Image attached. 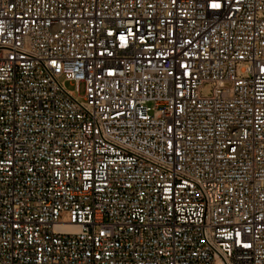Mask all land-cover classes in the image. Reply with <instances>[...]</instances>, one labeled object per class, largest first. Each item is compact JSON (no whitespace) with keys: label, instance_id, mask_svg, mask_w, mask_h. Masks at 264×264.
<instances>
[{"label":"built area","instance_id":"1","mask_svg":"<svg viewBox=\"0 0 264 264\" xmlns=\"http://www.w3.org/2000/svg\"><path fill=\"white\" fill-rule=\"evenodd\" d=\"M0 264H264V0H0Z\"/></svg>","mask_w":264,"mask_h":264},{"label":"rangeland","instance_id":"2","mask_svg":"<svg viewBox=\"0 0 264 264\" xmlns=\"http://www.w3.org/2000/svg\"><path fill=\"white\" fill-rule=\"evenodd\" d=\"M65 86H66V88L69 89V90H72V89L74 88L73 84L70 83V82H66V83H65ZM80 89H81V92H80V93H82V86L80 87ZM201 92H202L203 94H208V93L210 92V86H208V85L203 86V87L201 88Z\"/></svg>","mask_w":264,"mask_h":264},{"label":"snow or ice","instance_id":"3","mask_svg":"<svg viewBox=\"0 0 264 264\" xmlns=\"http://www.w3.org/2000/svg\"><path fill=\"white\" fill-rule=\"evenodd\" d=\"M220 5L218 4H213L212 7L216 8V7H219Z\"/></svg>","mask_w":264,"mask_h":264}]
</instances>
